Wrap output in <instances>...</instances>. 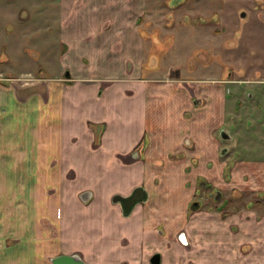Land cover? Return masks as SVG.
I'll return each mask as SVG.
<instances>
[{
  "label": "crops",
  "instance_id": "obj_1",
  "mask_svg": "<svg viewBox=\"0 0 264 264\" xmlns=\"http://www.w3.org/2000/svg\"><path fill=\"white\" fill-rule=\"evenodd\" d=\"M36 1H6L18 8L17 14L0 16V22L6 21L0 31L5 29L11 34L7 38H12L4 44L8 66L24 31L29 38L37 37L39 17L27 15L22 7L36 6ZM103 1L45 0L44 5L48 12H59V35L68 43L69 37L109 34L91 29L96 28V22L89 34L72 28L69 22V16L77 19V15L91 14L97 7L117 4V0ZM21 10L27 15L23 21ZM44 16L40 21L51 27L52 15ZM8 22L17 25L7 30ZM69 60L67 54L61 59L63 73L67 66L64 63ZM90 68L96 69V61ZM142 79L144 83L136 88L131 100L114 94L99 100L97 81L84 79L76 84V93H69L66 87L62 93L49 92L46 100L35 92L22 96V100L0 70V264H48L51 257L74 253L87 264H149L148 257L155 251L161 252L162 264H184L189 260L215 264L216 259V264L263 262L264 256L252 250L247 256L242 251L246 239L230 237L234 235L233 223L239 230L244 226V216L232 215L222 221L217 213L209 211L192 216L190 237L186 231L190 246L195 243L204 248L189 256L182 252L186 247L179 245L175 236L184 227L190 201L183 185L195 182L198 176L214 178L212 165L219 163L221 145L215 133L224 123L226 105L219 97L221 87L207 81L193 83L195 96L203 101L197 105L178 81L145 75ZM89 86L92 91L87 93L84 88ZM133 99L140 104L133 105ZM119 100L122 105H114ZM97 124H103L101 132ZM139 142L143 147L141 157L123 158ZM174 166L177 171H170L169 167ZM262 166L257 165V169L262 170ZM138 172L140 178H132ZM256 177L264 183V173ZM92 181L94 189L88 186ZM154 182L157 185L152 188ZM139 185H144L148 199L124 216L111 198L114 194L128 195ZM89 209H95L91 217L86 216ZM260 220L264 223V217ZM86 222L93 225L81 238L85 239L83 245L68 248L79 238V232L71 228L83 227ZM158 227L164 235H157ZM213 234L221 236L213 239Z\"/></svg>",
  "mask_w": 264,
  "mask_h": 264
},
{
  "label": "rangeland",
  "instance_id": "obj_2",
  "mask_svg": "<svg viewBox=\"0 0 264 264\" xmlns=\"http://www.w3.org/2000/svg\"><path fill=\"white\" fill-rule=\"evenodd\" d=\"M6 1L0 0V16L17 14L18 8ZM44 1L37 0L36 6H22L27 15L30 13L39 17L36 22L37 37L29 38L26 35L28 32L24 31L19 39V49L10 54L9 66L5 63L4 44L12 39L7 38L11 34L8 35L5 29L0 31V70L9 77L16 95L26 97L35 92L46 100L49 92L62 93L66 87L69 93H76V84L84 79L97 81L96 95L99 100L111 94L131 100L136 88L144 83L142 78L145 75L178 81L200 105L203 101L195 96L193 83L207 81L218 85L226 114L224 123L216 130V137L219 139L224 129L232 135L238 130L245 131V134L233 135L230 141L219 139V163L212 165V180L203 175L198 176L195 182L184 183L185 190L190 193V201L184 214L186 222L183 221L184 227L179 231H187L190 237L192 201H197L203 208L211 207L208 211L220 206L223 210L228 208L229 215L245 207L239 216H244L246 222L240 230L233 223L231 231L234 235L230 237L246 239L247 244L242 245L245 255L252 250L264 256V223L259 219L264 217V183L256 179L259 172L264 173V0H117V4L110 7L100 6L91 14H79L75 17L77 19L69 16V22L72 21V28L76 30L89 34V28L96 22V28L91 29L109 34L96 38L89 35L69 37L68 43L64 41L65 37L59 35V12L46 11ZM46 13L52 15L51 27H46L44 20L40 21V17L45 19ZM26 14L20 11L21 21ZM3 21L0 22L2 27L6 25ZM8 24L7 30L17 25ZM16 31L14 29L13 34ZM65 53L71 60L64 63L67 66L63 73L61 59ZM72 53L78 56L73 58ZM95 61L96 69L90 68ZM80 73L83 75L80 76ZM90 87L84 90L90 93ZM133 102L136 106L140 104L136 99ZM122 103L119 100L114 105ZM136 106L131 108L134 110ZM107 118L111 119V116ZM112 120L118 124L115 118L112 117ZM118 120L122 122L120 118ZM102 127L103 124H97V131L101 132ZM142 150L139 142L130 155L123 158L139 159ZM257 165L262 166V170H258ZM177 168L169 167V170L175 172ZM140 176V172L133 173L132 178ZM156 185L157 182H154L152 188ZM88 186L96 188L93 181ZM216 191L221 192L218 200L214 199ZM259 199L263 200L257 203ZM246 207L258 209V218L255 219L254 212ZM94 210L89 209L86 216L94 215ZM90 225L93 224L86 222L83 227L71 228L79 232V238L68 248L83 245L85 239L81 238L88 234ZM155 231L161 236L158 230ZM213 236V239L216 236L220 238L221 234ZM200 248L204 247L194 243L182 252L189 256ZM51 258L48 264H52ZM232 263L238 264L229 262Z\"/></svg>",
  "mask_w": 264,
  "mask_h": 264
},
{
  "label": "water",
  "instance_id": "obj_3",
  "mask_svg": "<svg viewBox=\"0 0 264 264\" xmlns=\"http://www.w3.org/2000/svg\"><path fill=\"white\" fill-rule=\"evenodd\" d=\"M243 15L244 13H242ZM220 135L223 139H226L228 136L224 131H221ZM83 196L86 198L88 193H84ZM147 198L148 193L146 189L142 186H137L128 195L114 194L111 200L113 203L120 205L124 216H128L136 204L145 201ZM50 261L52 264H87L79 254H62L51 258ZM152 264H158L157 253L152 258Z\"/></svg>",
  "mask_w": 264,
  "mask_h": 264
},
{
  "label": "flooded vegetation",
  "instance_id": "obj_4",
  "mask_svg": "<svg viewBox=\"0 0 264 264\" xmlns=\"http://www.w3.org/2000/svg\"><path fill=\"white\" fill-rule=\"evenodd\" d=\"M244 16V15H243ZM222 131H224L228 136H227V138L226 139H223L222 137H221V135L219 136V139L222 141H224V140H228V141H230V140H232V137H233V135L232 134H230V132L229 131H227V130H222ZM238 132H240L241 134H245V131H240V130H238ZM254 133V132H253ZM231 135H232V137H231ZM223 149H224V147H223ZM222 149V150H223ZM243 160V159H242ZM201 181L203 180L204 181V179H200ZM139 186H142V185H139ZM137 187V186H136ZM143 187V186H142ZM135 188V187H134ZM133 188V189H134ZM132 191V190H131ZM130 191V192H131ZM148 193V192H147ZM130 194V193H129ZM123 196H125V195H123ZM221 196V192L220 191H216V193H215V196H214V199L215 200H218L219 199V197ZM148 199V198H147ZM146 199V200H147ZM145 200V201H146ZM261 200H263V199H259V200H256V202L258 203V202H260ZM145 201H143V202H145ZM141 203V202H140ZM262 203V202H261ZM260 203V204H261ZM137 205V204H136ZM135 205V206H136ZM134 206V207H135ZM190 206H191V210L193 211V215L192 216H194V215H196L197 213H199L200 211H208L209 209H211V207H208V208H203V206H200L199 204H198V202L197 201H192V203H190ZM259 206H261V205H259ZM247 209H249V207H246ZM202 209H204V210H202ZM214 209V211H209L210 213L211 212H215V213H217L218 214V217H219V219L220 220H222V221H225V220H228L229 218H230V216H232V215H234V214H240V212L241 211H243L244 209H245V207H241V208H239V210H236L235 212H231V215H229V213H228V208H226L225 210H223L222 209V207L220 206V207H216V208H213ZM133 210V209H132ZM249 210H251V211H253L254 213H255V218H258V213H257V210L258 209H256V208H254V207H252V208H250ZM132 212V211H131ZM243 215V214H242ZM259 219H260V217H259ZM159 232H160V234H161V236L162 235H164L165 234V232H164V230L162 229V228H159L158 227V229H157ZM181 230V229H180ZM179 231V230H178ZM176 232V236H175V239H176V242L179 244V245H181V246H184V247H189L190 245H189V242L187 241V237H186V232L185 231H179V232ZM184 239V240H183ZM158 254V264H162V254H161V252H159V251H155V252H153V253H151L150 254V256L148 257V263L149 264H152V258H153V256L155 255V254ZM214 259H216L215 257H214ZM153 260H155V259H153ZM199 263H201L202 264V262L200 261ZM213 263H217V259H216V261L215 262H213ZM184 264H197V263H195L194 261H192V260H189L188 261V263H184Z\"/></svg>",
  "mask_w": 264,
  "mask_h": 264
},
{
  "label": "bare ground",
  "instance_id": "obj_5",
  "mask_svg": "<svg viewBox=\"0 0 264 264\" xmlns=\"http://www.w3.org/2000/svg\"><path fill=\"white\" fill-rule=\"evenodd\" d=\"M184 240V239H183Z\"/></svg>",
  "mask_w": 264,
  "mask_h": 264
}]
</instances>
